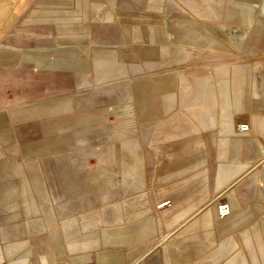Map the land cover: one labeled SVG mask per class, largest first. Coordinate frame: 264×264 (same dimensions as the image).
Returning <instances> with one entry per match:
<instances>
[{
  "label": "rangeland",
  "instance_id": "1",
  "mask_svg": "<svg viewBox=\"0 0 264 264\" xmlns=\"http://www.w3.org/2000/svg\"><path fill=\"white\" fill-rule=\"evenodd\" d=\"M75 6L0 0L8 215L42 224L56 264H264V0H103L88 23Z\"/></svg>",
  "mask_w": 264,
  "mask_h": 264
},
{
  "label": "crops",
  "instance_id": "2",
  "mask_svg": "<svg viewBox=\"0 0 264 264\" xmlns=\"http://www.w3.org/2000/svg\"><path fill=\"white\" fill-rule=\"evenodd\" d=\"M77 1L78 0H75L76 6H75L74 11L72 12L73 17L79 16L76 13H80L81 12L80 9H82L83 19H79V20L82 22L83 20H86L87 23L89 21L91 22L90 17L92 13L100 10V2H103V0H80L78 2ZM79 5H80V9L78 8ZM49 9H51V7H49ZM70 23L72 24L65 22L63 25H61V26H64V25L65 26L60 31V33L63 32L64 34H66L65 29L70 28V26H73V28L76 30V33L77 31H79L78 29H81V27L82 28L85 27L84 23H80V22H70ZM240 77L241 76L238 75L236 79H234L235 82H238L237 85L233 86V91L235 93L239 92L240 89L242 90L243 83L242 81H239ZM221 97L222 98H220L221 101H219V107L220 109L226 112L228 108V104L226 103L227 98L223 96ZM9 117H10L9 113L4 112V111L0 112V118H1V122H0V228L2 232V234H0V264H30L31 260L36 259V256H40L42 254V251L48 252L49 260H50V261L48 260V264H56V262L54 263V257L51 255L52 253L51 243L52 242H50L46 238L38 245H36L35 243L36 239H39V236H40L39 234L42 232V224L39 221L28 223V224H25L24 222H22L23 220L21 219V213H19L18 205H17L18 208L16 207V215L10 217L8 215L9 208L3 206L2 204V203H5V201L8 200L10 197H12L14 194H16L17 186L12 181H14L15 177H18V173H19V171L16 170L14 158H12L11 156H5L6 152L4 151L6 144L11 139L9 137L10 134H7L8 126L11 124L9 122ZM198 150H202V149L200 148ZM193 163H194V159L189 158L179 163L178 162L175 163L172 168L178 169L179 167L187 166ZM25 164L29 169V173L32 178L34 190H36L38 195L40 196L41 202L43 204V208L46 211V214L48 215V219L50 220L51 218L50 210L47 209L48 199L45 197L43 188L41 186L39 172L37 170V167L35 166V162L33 160H29V161H26ZM240 193L242 197L239 194H236V191L234 193H231L232 197L229 196V202H230L229 207H230L231 212H234L235 210L238 211L240 208L239 204L241 203L243 199H247L246 197L249 194V193H242V192ZM234 196H236V200ZM238 196H240V198ZM263 208H264V201H263V204L255 205L253 207V210L255 211V214H256L259 212L261 213L263 211ZM217 213H218V210H217ZM230 218L231 216H229L225 220L228 221ZM225 220H223L222 222H219L216 219L215 221L220 231H222L226 226ZM255 230L257 233L261 235V237L262 235L264 236V218L259 228ZM28 237L33 242V248H32L31 253L26 251L25 248L21 252H17L19 249L25 246L26 238ZM59 244H60L59 241L55 242V247ZM10 248H13V249L15 248L17 249V251L10 252L9 251ZM35 264H40V263L38 262ZM226 264H246L245 257H244V248L242 250L239 249V251H237L235 255L233 256V258Z\"/></svg>",
  "mask_w": 264,
  "mask_h": 264
},
{
  "label": "bare ground",
  "instance_id": "3",
  "mask_svg": "<svg viewBox=\"0 0 264 264\" xmlns=\"http://www.w3.org/2000/svg\"><path fill=\"white\" fill-rule=\"evenodd\" d=\"M78 1H80V0H78ZM77 1V2H78ZM78 5V4H77ZM87 5V4H86ZM79 9H80V5H79V7H78ZM29 16V15H28ZM224 208H226V209H228V211H230V207H229V205H227L226 207H224ZM223 208H219V210H218V213L219 214H223V210H222Z\"/></svg>",
  "mask_w": 264,
  "mask_h": 264
}]
</instances>
